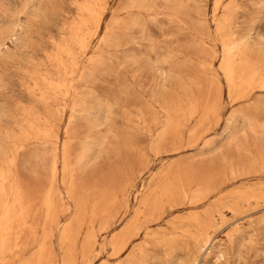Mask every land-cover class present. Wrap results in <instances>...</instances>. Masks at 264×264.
Returning <instances> with one entry per match:
<instances>
[{"label": "rangeland", "instance_id": "374dc122", "mask_svg": "<svg viewBox=\"0 0 264 264\" xmlns=\"http://www.w3.org/2000/svg\"><path fill=\"white\" fill-rule=\"evenodd\" d=\"M231 44L264 77V0H0V264H190L150 239L214 207L200 263L264 264V89H229ZM166 177L181 208L116 257L121 207Z\"/></svg>", "mask_w": 264, "mask_h": 264}, {"label": "bare ground", "instance_id": "6f19581e", "mask_svg": "<svg viewBox=\"0 0 264 264\" xmlns=\"http://www.w3.org/2000/svg\"><path fill=\"white\" fill-rule=\"evenodd\" d=\"M99 2H97V3H99ZM95 5H99V4H95ZM93 7H94V5H93ZM91 9H93V8L91 7ZM91 9L89 8V10H91ZM216 10H217V8H216ZM94 11H97V10H94ZM218 11L219 10H217V12ZM91 12H93V11H91ZM100 12L101 11H99V13ZM94 13H96V12H94ZM87 15H89V14L87 13ZM95 18L97 20V17H95ZM92 20H94V19L91 18V21ZM91 21H90V24L92 25V27L93 28H94V26L96 27V25H93L94 23L92 24ZM92 22H95V20L92 21ZM96 24H97V30H99L101 28V24H100L99 18L96 21ZM94 31H93V33H94ZM99 31H101V30H99ZM99 31H97V32H99ZM93 35L95 36V34H93ZM82 36H84V35H82ZM78 39H80V38H78ZM84 39H85V37H84ZM78 42L81 44L84 41H81V39H80ZM235 52H236V47L234 45L231 44V45L227 46L225 54H224L223 59H222V65H221L222 66L221 70L223 69L222 71H224V73L226 75L229 89L232 90V91L242 92V90L246 89L247 87L250 88V87L255 86L257 84H259V88L264 89V77L263 76L261 77L259 75V73L256 71V69L249 70V72H247L245 70V69H248V68H245L243 70H238V67H236V65H235L236 63H235V60H234ZM60 87H63V86H60ZM55 158L57 159V156ZM67 164H68L67 160L65 159L63 161V166H62V172H63V175H65V176L68 173V165ZM53 170H54V174L57 175L58 171H59V167H58V163L57 162L55 163ZM145 185H142V188L139 191H137L138 192L136 194V199L138 201L137 207L132 208L128 204L126 206H122L121 207L122 209H123V207H125V209H124L125 211L122 212L124 215L131 214V213H133V215L128 220V222L117 233L114 234V236L112 237V239L109 242V245L111 246V248H112V250L114 252V255L116 257H118V258H119V256H121L130 247V245L132 244L133 240H135L136 238H139L142 235H144V238H147V237L150 238L151 235L149 234V230H151L150 229V228H152L151 226L160 224L159 223V219L161 221V218H163V221H161V223L164 222L165 217L168 218V216H171L175 212V210L178 207H180V204L177 203V200H179L181 197H186L187 196V191H186L187 189L185 190V188L181 185V182L179 183L178 179H171V178H168V177H166L164 179L162 178L161 181L154 188H152V187L151 188L150 187L147 188ZM221 189H223V188H221ZM221 189H220V191H221ZM194 190H197V189L195 188ZM119 193L120 192H118V193H116L114 195L115 197H113V199L110 200V203L107 202L108 200L106 201V200L103 199L104 201L107 202V205H108L107 207H106V205H104V208L100 212L101 217L104 220H106V218H108L109 215L111 216V208H112L113 205L114 206L116 205V207L118 209L120 208V206H121L120 205L121 198H120ZM121 193H123V192H121ZM240 193H242V192H240ZM196 194H197L196 198H195V203L196 204L197 203L200 204V202H202V201H204L205 199L208 198L207 189H203V188L199 189L198 193H196ZM221 194H222V192H221ZM234 194H235V192H234ZM123 195H124V193H123ZM48 198H49V196H48ZM213 198H215V197H213ZM246 198H248V196L242 194V195H239L238 199L241 201V200H244ZM223 199H224V197H223ZM223 199H221V200H223ZM50 200L51 199L49 198L48 203H47V208L50 209V211H51V207L54 209V207H53L54 202L51 200V202H53V205H52V203L49 202ZM235 200H237V199H235ZM215 204H217V203H215ZM141 207H143L144 209L142 210ZM209 207L210 206L208 204L207 208H209ZM188 208H187V210H188ZM191 208H193V210H194V207H191ZM50 211H48V212H50ZM94 211H93V214H94ZM50 213L52 214L54 212H50ZM50 213H49V215H50ZM95 213H97V212H95ZM217 213H219V209L217 207H214V208L207 209L203 214H196L194 216H190L188 218H183V219L180 218L177 221H173V222L170 223L169 230H165L163 232L158 233L157 235L151 237L150 240H153L157 246L165 245V246L173 247L175 245L183 244V245H185L187 247V251L190 254V257H191L190 264H202V263H200V260L198 259V257H199V254L205 253L204 249H207V250L210 249L211 244H213L212 243L213 242V240H212L213 238L211 239V230H212L214 224L216 223V221L218 220L217 219ZM220 214H223V213H220ZM52 218L53 217H51L49 219H51L52 222H53L54 219H52ZM170 219H172V218H170ZM167 221H170V220H167ZM53 223H55V222H53ZM222 223H223V221H222ZM157 227H159V226L157 225ZM104 230H105V228H104ZM106 232L108 233V230ZM229 235H230V233H229ZM215 242L216 241H214V243ZM4 245H5V241L1 239L0 240V249H3ZM87 245H88V243H87ZM89 246H86V249H88ZM93 246H94V244H93ZM92 249H93V247H92ZM143 249H144V247H139L138 251L133 253V255L131 256L129 261L133 262V263L136 262L139 259V254H141L143 252ZM224 256H225L224 252H218L217 256H216V258H217L216 260L220 261V260H222L224 258ZM187 257H188V255H187ZM117 263H119V262H117Z\"/></svg>", "mask_w": 264, "mask_h": 264}]
</instances>
